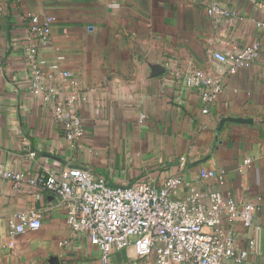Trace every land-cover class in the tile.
<instances>
[{
  "label": "crops",
  "instance_id": "crops-1",
  "mask_svg": "<svg viewBox=\"0 0 264 264\" xmlns=\"http://www.w3.org/2000/svg\"><path fill=\"white\" fill-rule=\"evenodd\" d=\"M213 2L238 19L209 16ZM43 15L55 22L41 56L64 57L61 67L72 73L52 80L56 99L85 125L75 144L53 105L31 93L25 30L32 16ZM257 43L260 57L234 75L230 63L216 59ZM194 71L223 80L209 114L202 112L201 93L184 83ZM44 74L48 83L49 71ZM182 158L185 182L175 199L193 191L205 201L221 191L258 205L252 228L237 222L231 229L238 250L255 242L244 264H264V0H0L1 166L28 178L73 167L112 187L140 181L162 187L178 174ZM246 159L252 165L243 181L239 167ZM203 169L224 174V185L201 179ZM22 213L37 215L41 228L11 238ZM98 258L88 236L69 228L54 196L0 181V264H94ZM114 264L157 263L135 258L129 248L114 254Z\"/></svg>",
  "mask_w": 264,
  "mask_h": 264
},
{
  "label": "built area",
  "instance_id": "built-area-1",
  "mask_svg": "<svg viewBox=\"0 0 264 264\" xmlns=\"http://www.w3.org/2000/svg\"><path fill=\"white\" fill-rule=\"evenodd\" d=\"M209 16L234 21L236 11H229L217 2L207 7ZM55 17L32 16L26 27V63L31 72V93L42 104L53 105L56 120L62 124L68 141L73 144L85 136V125L80 117L71 116L63 103L56 99L57 90L52 84L56 75L70 79L72 73L61 67L64 57L48 61L41 50L52 42ZM260 44H253L231 57L216 54L222 63H230L228 74L249 69L260 57ZM45 70L49 71L45 83ZM179 78V74H175ZM184 83L201 93L205 105L203 114L223 90L221 78H211L202 72L189 73ZM180 171L165 181L162 187L140 181L127 187H112L92 172L81 168L66 167L58 173L28 178L11 172L0 165V181H11L17 187L28 183L40 191L54 196L67 212V224L74 233L88 236L98 248L99 258L94 264H114V254L129 248L135 258H154L157 264H244L255 242L250 241L244 250L237 249V241L231 225L241 223L245 228L254 226L259 207L252 202L241 203L221 191L208 194L205 201L191 192L186 200L174 195L185 182L183 177L185 158L181 159ZM252 165L246 159L239 167L243 181ZM203 180L216 179L224 185L225 175L203 169ZM245 184V183H243ZM242 186L244 187L245 185ZM41 222L37 215L22 213L11 225L14 238L27 231H38ZM14 244L11 241L10 247Z\"/></svg>",
  "mask_w": 264,
  "mask_h": 264
},
{
  "label": "water",
  "instance_id": "water-1",
  "mask_svg": "<svg viewBox=\"0 0 264 264\" xmlns=\"http://www.w3.org/2000/svg\"><path fill=\"white\" fill-rule=\"evenodd\" d=\"M236 122H238V123H245V122H247V121H244V120H235Z\"/></svg>",
  "mask_w": 264,
  "mask_h": 264
}]
</instances>
